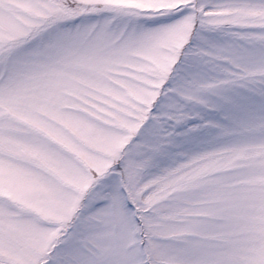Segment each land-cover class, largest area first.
Masks as SVG:
<instances>
[{
  "label": "snow or ice",
  "instance_id": "snow-or-ice-1",
  "mask_svg": "<svg viewBox=\"0 0 264 264\" xmlns=\"http://www.w3.org/2000/svg\"><path fill=\"white\" fill-rule=\"evenodd\" d=\"M0 264H264V0H0Z\"/></svg>",
  "mask_w": 264,
  "mask_h": 264
}]
</instances>
